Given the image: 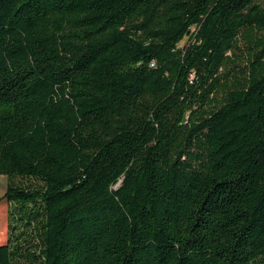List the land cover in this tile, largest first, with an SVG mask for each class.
Listing matches in <instances>:
<instances>
[{
    "label": "trees",
    "instance_id": "1",
    "mask_svg": "<svg viewBox=\"0 0 264 264\" xmlns=\"http://www.w3.org/2000/svg\"><path fill=\"white\" fill-rule=\"evenodd\" d=\"M2 202L0 264H264V0H0Z\"/></svg>",
    "mask_w": 264,
    "mask_h": 264
},
{
    "label": "rangeland",
    "instance_id": "2",
    "mask_svg": "<svg viewBox=\"0 0 264 264\" xmlns=\"http://www.w3.org/2000/svg\"><path fill=\"white\" fill-rule=\"evenodd\" d=\"M186 41V39L181 43V45ZM0 215H1V223H0V242L5 240V216H6V204L5 202L0 203Z\"/></svg>",
    "mask_w": 264,
    "mask_h": 264
}]
</instances>
